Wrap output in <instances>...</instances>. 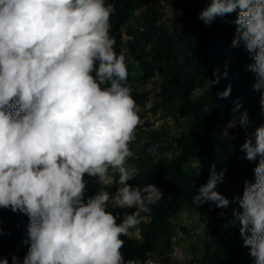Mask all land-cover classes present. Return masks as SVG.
Listing matches in <instances>:
<instances>
[{"label":"clouds","instance_id":"clouds-1","mask_svg":"<svg viewBox=\"0 0 264 264\" xmlns=\"http://www.w3.org/2000/svg\"><path fill=\"white\" fill-rule=\"evenodd\" d=\"M115 11L106 0H0V208L29 217L23 264H142L125 260L122 237L135 233L139 239V225L164 193L152 183H129L139 173L127 161L142 109L132 96L126 57L115 51L110 34ZM233 12L231 47L242 45L251 54L246 70L254 74L264 113V0H211L198 18L211 25ZM214 76L194 88L190 99L210 92L219 83ZM230 93L228 86L217 96ZM152 106L147 102L144 109ZM240 107L238 102L233 112ZM238 122L248 126L247 110ZM236 124L230 120L227 129ZM240 151L248 161L260 159L254 182L245 181L242 196L235 198L241 210L233 216L243 246L255 264H264V125ZM85 177L100 185L86 202ZM222 178L213 165L193 196L195 207L229 206L215 190ZM114 186V193L108 190ZM109 204L122 210L119 223ZM12 262L20 264L15 256ZM0 264L8 259L0 258Z\"/></svg>","mask_w":264,"mask_h":264},{"label":"trees","instance_id":"trees-1","mask_svg":"<svg viewBox=\"0 0 264 264\" xmlns=\"http://www.w3.org/2000/svg\"><path fill=\"white\" fill-rule=\"evenodd\" d=\"M210 3L211 0H106V4L116 9L111 17L110 34L116 39L115 51L126 57L128 83L142 109L140 115L159 109L166 115L161 116L166 122L158 129L139 126L138 147L131 148L135 158H129L128 166H135L139 173L129 183L155 184L164 198L152 206L147 220L139 225V239L135 233L131 238L122 237L125 260L137 259L142 264L152 260L156 264L157 256L170 259L179 215L194 206L193 196L208 181L214 165L217 173L223 171L215 190L230 201L229 206L217 208L206 202L199 207L207 214L210 236L198 257L188 263L186 257L176 264H255L249 248L243 246L233 213L241 210L235 198L242 196L245 181L254 182L253 170L260 159L246 160L240 145L264 125L261 92L253 90L254 74L246 70V65L253 62L251 54L242 45L231 47L237 13L217 17L211 25H205L198 16ZM171 4L169 15L166 6ZM214 73L220 77L219 83L202 97L190 99L194 88L203 87L206 79L216 78ZM141 83H153L159 88L151 109H144L150 102V92L140 88ZM228 86H231L228 97L217 96ZM238 102L241 107L233 112ZM205 107L211 108L209 113L204 111ZM245 110L249 124L242 127L238 118ZM169 117L183 122L176 134L168 130ZM234 118L236 126L227 129ZM142 123L152 125L151 119ZM225 130L227 137L223 135ZM150 148L154 151H149ZM114 177L118 179V173ZM85 179L86 202L100 185L92 178ZM107 210L117 214L118 223L121 221L122 210L113 209L111 204ZM29 223L26 213L13 212L10 206L0 208V258H7L9 264H13V256L23 264L30 247V243H25ZM182 229L190 237L188 226ZM187 248L188 252L198 249Z\"/></svg>","mask_w":264,"mask_h":264},{"label":"rangeland","instance_id":"rangeland-1","mask_svg":"<svg viewBox=\"0 0 264 264\" xmlns=\"http://www.w3.org/2000/svg\"><path fill=\"white\" fill-rule=\"evenodd\" d=\"M172 8L173 5L166 6V9L169 12V15H172ZM174 13V12H173ZM140 88L147 89L150 92V102L154 106L156 104L158 98L159 88L158 86L154 85L153 83H141ZM152 106V108H153ZM163 116L166 117L165 113L159 109L156 111H145L144 114L141 116L142 122L148 119H152L155 116ZM141 122V123H142ZM169 123L168 130L171 133H178V130L182 127V120L174 119L169 117V121L167 120V124ZM142 126V125H140ZM139 128V127H138ZM138 147V139L136 138L135 142L130 145V148ZM135 158V155L132 156ZM131 161H127V165H130ZM111 192H115L116 187L108 189ZM186 225L188 226V232L190 233V237H187L182 227ZM187 228V227H186ZM175 235V247L173 252L170 256V259L167 260L162 258L161 256H157L155 262L156 264H176L185 260L187 257V263L195 256L198 257L200 255L201 248L203 247L204 243L210 236V231L207 226V214L200 211L199 207H195V205L191 208H185L179 215V221L177 224V230L174 231ZM192 235V236H191ZM195 246L198 248L196 252L190 250L188 252V248Z\"/></svg>","mask_w":264,"mask_h":264},{"label":"built area","instance_id":"built-area-1","mask_svg":"<svg viewBox=\"0 0 264 264\" xmlns=\"http://www.w3.org/2000/svg\"><path fill=\"white\" fill-rule=\"evenodd\" d=\"M151 121H152L151 126H144V124L141 123L142 128H144V129H158V128L162 127L166 122V120L163 119L160 115L155 116L154 118L151 119ZM167 155H170V153H167ZM114 187H112V188H114Z\"/></svg>","mask_w":264,"mask_h":264},{"label":"bare ground","instance_id":"bare-ground-1","mask_svg":"<svg viewBox=\"0 0 264 264\" xmlns=\"http://www.w3.org/2000/svg\"><path fill=\"white\" fill-rule=\"evenodd\" d=\"M160 130V129H159Z\"/></svg>","mask_w":264,"mask_h":264}]
</instances>
